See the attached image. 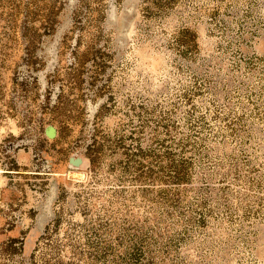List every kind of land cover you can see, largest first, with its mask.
Wrapping results in <instances>:
<instances>
[{
	"label": "rangeland",
	"instance_id": "rangeland-1",
	"mask_svg": "<svg viewBox=\"0 0 264 264\" xmlns=\"http://www.w3.org/2000/svg\"><path fill=\"white\" fill-rule=\"evenodd\" d=\"M0 264H264V0H0Z\"/></svg>",
	"mask_w": 264,
	"mask_h": 264
}]
</instances>
